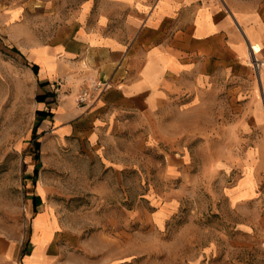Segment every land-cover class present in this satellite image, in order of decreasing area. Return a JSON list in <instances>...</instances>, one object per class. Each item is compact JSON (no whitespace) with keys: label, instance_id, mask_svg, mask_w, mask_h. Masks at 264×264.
I'll return each instance as SVG.
<instances>
[{"label":"rangeland","instance_id":"374dc122","mask_svg":"<svg viewBox=\"0 0 264 264\" xmlns=\"http://www.w3.org/2000/svg\"><path fill=\"white\" fill-rule=\"evenodd\" d=\"M87 1L101 0H0V14L18 16L0 24V238L18 258L42 225L85 264H264L263 86L251 60L118 126L104 155L44 127L23 44L58 40ZM229 1L264 15V0Z\"/></svg>","mask_w":264,"mask_h":264},{"label":"crops","instance_id":"0c3cea01","mask_svg":"<svg viewBox=\"0 0 264 264\" xmlns=\"http://www.w3.org/2000/svg\"><path fill=\"white\" fill-rule=\"evenodd\" d=\"M6 14L0 24L18 21L15 11ZM23 45L38 85L36 111L49 112L40 116L44 127L62 138L87 139L104 155V143L118 126L137 117L148 121L170 103L172 92H196L213 74L239 65L252 71V47L264 59V15L229 0L87 1L58 40L32 38ZM102 79L110 86L92 89L91 102L80 105L82 90ZM37 218L46 216L40 212ZM55 235L34 225L32 242L19 258L18 244L0 238V264H85L69 256L67 247L53 246Z\"/></svg>","mask_w":264,"mask_h":264},{"label":"built area","instance_id":"2783aa9c","mask_svg":"<svg viewBox=\"0 0 264 264\" xmlns=\"http://www.w3.org/2000/svg\"><path fill=\"white\" fill-rule=\"evenodd\" d=\"M250 60L251 63L254 65V67L260 71V69L264 68V59H261L257 56L255 50H253L250 53ZM110 86V81L109 79H102L100 81L94 82L91 86L90 89H84L78 96V103L80 105H88L91 102L92 98V89L98 90L100 89L101 91H104Z\"/></svg>","mask_w":264,"mask_h":264},{"label":"trees","instance_id":"16d2710c","mask_svg":"<svg viewBox=\"0 0 264 264\" xmlns=\"http://www.w3.org/2000/svg\"><path fill=\"white\" fill-rule=\"evenodd\" d=\"M33 69H34V71L35 72H38V65H36V64H34L33 66ZM38 113V115L39 116H47V115H49V112H45V111H38L37 112ZM40 142H37V145H36V147H37V154H36V157L39 159L40 158V152H39V148H40ZM39 171V168L38 167H36L35 168V171H34V175L35 176H37L38 175V172ZM33 199H34V202L36 203V204H38L39 202H40V197L38 196V195H34L33 196ZM24 253H26V247H24L23 248V254Z\"/></svg>","mask_w":264,"mask_h":264},{"label":"bare ground","instance_id":"6f19581e","mask_svg":"<svg viewBox=\"0 0 264 264\" xmlns=\"http://www.w3.org/2000/svg\"><path fill=\"white\" fill-rule=\"evenodd\" d=\"M253 48V47H252ZM253 50H255L256 54H257V50H256V47L254 46ZM250 64V63H249ZM262 73V75H264V70L263 69H260V74ZM261 78V77H260Z\"/></svg>","mask_w":264,"mask_h":264}]
</instances>
